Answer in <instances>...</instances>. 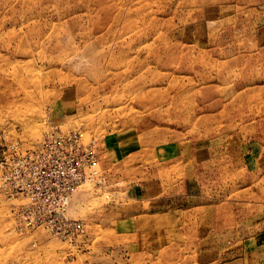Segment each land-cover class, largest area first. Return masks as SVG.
Wrapping results in <instances>:
<instances>
[{
    "label": "rangeland",
    "instance_id": "374dc122",
    "mask_svg": "<svg viewBox=\"0 0 264 264\" xmlns=\"http://www.w3.org/2000/svg\"><path fill=\"white\" fill-rule=\"evenodd\" d=\"M0 264H264V0H0Z\"/></svg>",
    "mask_w": 264,
    "mask_h": 264
},
{
    "label": "built area",
    "instance_id": "2783aa9c",
    "mask_svg": "<svg viewBox=\"0 0 264 264\" xmlns=\"http://www.w3.org/2000/svg\"><path fill=\"white\" fill-rule=\"evenodd\" d=\"M94 143L88 146H83L82 140L77 133L68 134L67 136H51L47 138L39 150H32L23 154H16L11 160L10 178L16 182L17 192L23 191L26 182L35 180L36 178H46L48 169L54 167L56 169L71 171V177L76 173V169L80 167L79 163L68 156V148L77 151L82 149L85 155V166L92 170L93 174L97 172V158L93 151ZM77 148V149H76ZM57 170V171H58ZM58 171V172H59ZM53 189V187L51 186ZM72 188L65 190L64 207L69 205Z\"/></svg>",
    "mask_w": 264,
    "mask_h": 264
},
{
    "label": "bare ground",
    "instance_id": "6f19581e",
    "mask_svg": "<svg viewBox=\"0 0 264 264\" xmlns=\"http://www.w3.org/2000/svg\"><path fill=\"white\" fill-rule=\"evenodd\" d=\"M174 103H176V102H174Z\"/></svg>",
    "mask_w": 264,
    "mask_h": 264
}]
</instances>
